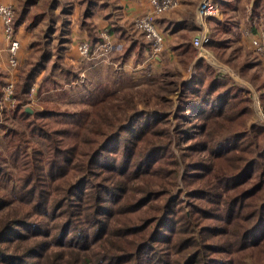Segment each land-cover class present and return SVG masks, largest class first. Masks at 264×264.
Segmentation results:
<instances>
[{
    "label": "trees",
    "instance_id": "obj_1",
    "mask_svg": "<svg viewBox=\"0 0 264 264\" xmlns=\"http://www.w3.org/2000/svg\"><path fill=\"white\" fill-rule=\"evenodd\" d=\"M24 10L14 9V30ZM213 25L206 46L219 52L229 22ZM174 50L191 64L188 79L164 69L141 87L98 83L76 111L53 102L26 110L45 48L21 69L13 103L0 107L20 123L0 121L3 158L15 167L13 194L0 191V264H264V122L249 125L248 90L197 57L192 41ZM238 71L257 85L264 117V76L248 64ZM48 81L62 87L45 76L38 91ZM4 83L0 70V100ZM175 90L179 135L190 142L183 160L162 139Z\"/></svg>",
    "mask_w": 264,
    "mask_h": 264
},
{
    "label": "rangeland",
    "instance_id": "obj_2",
    "mask_svg": "<svg viewBox=\"0 0 264 264\" xmlns=\"http://www.w3.org/2000/svg\"><path fill=\"white\" fill-rule=\"evenodd\" d=\"M24 1L25 0H18L16 4H11L13 9H15V11L19 10L20 13L22 9H25L23 21L16 28L18 35L21 34L24 44L22 45V49H20L22 51V56H20V58L17 56V67L11 68L9 66L6 70L4 69L5 81L7 78L13 79L15 86V83L19 81L21 69L23 67H28V62L34 61L42 49L45 48L50 54L49 60L43 62L42 68L35 75L30 85V90L26 94L27 107L40 108L45 102H53L61 109L76 111L88 107L84 103L86 92L95 87L98 82H100L98 80H107V82L103 80L102 83H105L111 88L128 89L132 86L141 87L147 85L151 76H158L159 72L164 69L179 73L180 77L176 76L174 79L179 78L180 81L188 79L191 74V64L183 66L181 59L177 57L176 61H169L170 58H166V61L162 62V70L159 72L147 70L137 75L135 79H116V75L118 74L116 69L120 64V66H122L124 62H122L123 59H121L120 54H114L113 49H119V47L111 41L110 50L104 54H100L97 47H100L104 34L109 36L112 34L111 30L114 27L111 28V20L108 21V19L112 18L113 14L114 16L116 14L128 15V13L125 12L127 9L118 5L119 0H95L93 8L88 6L87 2L84 0H35L32 4L27 5L26 8H24ZM200 1L201 0H198L197 4H199ZM232 1L233 2H230V5H228L229 7L222 6L221 8L220 18H225L229 22L228 31L225 34H220L225 40L224 47L220 48L218 50L219 52L207 47L210 54H207L206 59H204L212 68L216 69V71L222 74L225 73L224 75H229L233 80L238 82L239 85L244 86L248 90L247 94L252 101L253 105H251L254 110L248 121L250 125L251 121H256L258 118L264 122L258 98V88L254 81H251L249 77L241 74L238 70L240 65L248 64V73L256 76H264V48L259 50L252 43V39H258L264 44V9L262 7L259 8L258 5L255 7V2L259 0ZM233 4L234 7L238 6V9L235 10L236 12L234 13H228L226 10H229ZM88 7L89 10H91V15L83 18V14L88 10ZM100 9L103 10L101 14L97 13ZM253 9L256 10V13L252 14V11H254ZM41 12H44L46 16L33 22L32 17L34 13ZM235 17L240 19L243 18L244 20V29L242 33H240L243 38L239 37V39L242 40L240 42L235 40L238 38L233 28L235 21L233 19ZM101 20L104 21V24L101 23ZM133 20L134 17L133 19L125 21L127 25H130V28H133ZM115 23H112L113 26ZM255 24L260 30L257 29ZM116 25L118 24L116 23ZM213 26L210 27L207 22V28L210 32H213ZM90 31L93 32V35L96 33L97 37L92 48L89 44L91 41ZM74 38L77 40V46L81 41H87L93 57L86 58L81 57L79 54L74 55V50H72ZM187 40L192 41L191 38ZM123 49L125 50L126 46ZM174 52L177 54L176 50ZM161 54H163V52ZM196 55L198 57V52ZM163 58H165L164 55ZM227 58L230 59L229 62L226 61ZM101 63L105 66L106 74L103 68L93 71L91 69L92 65ZM1 68L2 66L0 65V70L2 71ZM150 74L152 75L149 76ZM45 76H50V79L61 84L62 87H52V83L48 81L46 84L49 88L38 91V86ZM121 77L123 76H119V78ZM71 81L74 82L71 83ZM83 84L88 85L83 87ZM178 93V90H175L169 94V98L173 99V103L168 109L169 114L166 122L164 121L161 126L162 129L166 130L164 136H162L163 141L170 145L173 152L176 154L181 153V159L183 160V157L187 159V156H185L187 153L183 151L184 148H181V146L189 144L190 142L182 141L183 137L179 135V130L185 126V123L181 118L174 117ZM12 103L8 104L11 105ZM138 106L139 108L144 107L142 104ZM150 110H159V106L153 105ZM0 121L7 126L11 124H20L18 120L10 117L9 109L0 112ZM4 148L5 138L0 126V191L3 190L9 195H12L15 188V183L12 178L15 167L10 161L3 158L6 156ZM9 195L6 196L7 199L10 198ZM11 204H13V202H11Z\"/></svg>",
    "mask_w": 264,
    "mask_h": 264
},
{
    "label": "crops",
    "instance_id": "obj_3",
    "mask_svg": "<svg viewBox=\"0 0 264 264\" xmlns=\"http://www.w3.org/2000/svg\"><path fill=\"white\" fill-rule=\"evenodd\" d=\"M3 3L6 4H16L18 0H0ZM222 3H219L217 1V5L219 6L220 11H222V6H228L230 5V2H233L232 0H220ZM198 0H180L179 4L170 10H167L160 15H157L155 17V26L157 30L162 34L163 36V49L158 54L155 55V57H152L151 55V45L150 41L146 40L144 35L140 33L136 28H130V25H127L126 20L133 19V17L145 13L149 8V0H119V6L125 7L126 13L128 15H115L113 14V17L108 19L111 20V41L113 44L115 43L116 46L119 47V49H113L114 54L118 53L120 54V57L123 62L122 66L119 65V69L117 73L116 79H135L137 75H140L144 73L147 70H151L153 72H159L162 70V62L166 61V58H170L169 61L174 60L176 61L178 55L174 52V47L185 42L187 39H193L194 37L199 36V33L201 32L200 26L198 24L197 19V4ZM229 7V6H228ZM238 7V6H237ZM236 6L234 7V4L229 8V10H226L228 13H234L237 10ZM103 9V8H101ZM97 11V13L101 14L103 10ZM120 9V8H119ZM107 12V11H106ZM112 12V11H111ZM226 12V14H227ZM117 17V18H116ZM120 18V19H119ZM222 20V17L216 18V19H209L208 24L209 26H213V24L216 21ZM234 21V30L235 34L238 36L235 40L237 42L242 41L240 38H243L240 33H242V30L244 29V20L243 18L235 17ZM102 24H104V21L101 20ZM118 25H116V23ZM112 23H115L113 26ZM257 29L260 30V28L255 24ZM14 38H16L19 42V48L17 56L20 58L22 56V45L23 40L21 34L18 35V31L14 30ZM257 37V36H256ZM0 44H1V50H0V65L2 66V71L5 74L4 69L9 67L8 62V41L5 39L3 35L2 30V24L0 23ZM126 46V49L131 48L126 55H123L124 50L123 48ZM72 50H74V55L79 54L78 53V47H77V40L74 38V43L72 42ZM163 52V54H161ZM163 55L165 58H163ZM77 56V55H76ZM163 58V59H162ZM76 59V57H75ZM76 61V60H75ZM121 61V60H120ZM103 68L104 72L106 74L105 66L104 64H98V65H92V71ZM115 69V68H114ZM119 76H123L119 78ZM7 78V77H6ZM89 78V77H88ZM104 78V77H102ZM107 82V80L102 79L98 80L102 83V81ZM118 81V80H117ZM74 81H71V83ZM94 83V82H91ZM89 84V83H88ZM88 84H83L82 86L85 87ZM93 89V88H92ZM91 89V90H92ZM90 91V90H89ZM86 92V95L88 92ZM86 97V96H85Z\"/></svg>",
    "mask_w": 264,
    "mask_h": 264
},
{
    "label": "built area",
    "instance_id": "obj_4",
    "mask_svg": "<svg viewBox=\"0 0 264 264\" xmlns=\"http://www.w3.org/2000/svg\"><path fill=\"white\" fill-rule=\"evenodd\" d=\"M180 0H149L150 8L143 14L134 17L133 26L139 30L146 40L150 41L151 56L155 57L163 49V36L157 30L155 26V17L161 13L175 8L179 4ZM126 12V10H125ZM221 11L217 5L216 0H201L197 7V19L201 32L199 36L192 39L193 46L197 49L198 56L206 59L207 54H210L207 50L206 43L209 41V30L207 28V22L209 19L219 18ZM14 9L11 4H6L0 1V23L2 24L3 35L8 41V62L11 68H15L18 65V48L19 42L14 35ZM252 43L259 49L264 48L263 42L258 39H252ZM78 53L81 57H93L90 52L89 44L87 41H81L78 44ZM111 48V38L109 35L104 34L102 36V43L97 49L100 54L107 53ZM1 50V44H0ZM14 90V80L6 79L3 87V93L0 100V107L7 106L8 103H12ZM9 105V104H8Z\"/></svg>",
    "mask_w": 264,
    "mask_h": 264
},
{
    "label": "water",
    "instance_id": "obj_5",
    "mask_svg": "<svg viewBox=\"0 0 264 264\" xmlns=\"http://www.w3.org/2000/svg\"><path fill=\"white\" fill-rule=\"evenodd\" d=\"M26 110L31 111V108L26 106Z\"/></svg>",
    "mask_w": 264,
    "mask_h": 264
}]
</instances>
